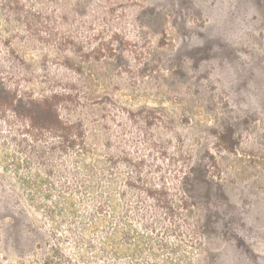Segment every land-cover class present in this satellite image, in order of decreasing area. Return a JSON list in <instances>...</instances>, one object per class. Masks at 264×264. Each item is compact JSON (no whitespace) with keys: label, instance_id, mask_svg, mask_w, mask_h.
Returning <instances> with one entry per match:
<instances>
[{"label":"rangeland","instance_id":"1","mask_svg":"<svg viewBox=\"0 0 264 264\" xmlns=\"http://www.w3.org/2000/svg\"><path fill=\"white\" fill-rule=\"evenodd\" d=\"M53 1L0 0V95L85 93L106 73L84 117L102 203L71 156L55 163L53 201L32 204L27 177L42 166L10 144L8 166H20L0 163V264H36L56 246L76 264H264V0ZM28 7L50 25L47 44L33 41ZM58 39L71 59L50 52ZM101 39L111 58L94 53ZM83 225L78 248L68 231Z\"/></svg>","mask_w":264,"mask_h":264},{"label":"trees","instance_id":"2","mask_svg":"<svg viewBox=\"0 0 264 264\" xmlns=\"http://www.w3.org/2000/svg\"><path fill=\"white\" fill-rule=\"evenodd\" d=\"M9 4H13L14 0H6ZM29 0H27L28 2ZM55 2V0L53 1ZM32 7L27 8V16L32 21L30 29L33 30V41L43 42L42 34H46L49 31L50 25L42 18V13L34 11ZM35 12V13H34ZM34 13V14H33ZM85 26L92 27L93 21H86L83 23ZM108 28V27H107ZM37 36V37H36ZM49 37H52L51 34ZM129 43V41H127ZM126 44V43H124ZM72 47V44L65 42L64 39H58L52 49L49 47L50 52H56L58 57L63 59H71L68 54H71L72 48L66 51V47ZM66 48V49H65ZM64 51V52H63ZM107 41H102L99 44V48L95 54L104 56V58H111L113 52H116ZM125 54L129 57H138V46H132L128 44L125 49ZM106 73L98 76H92L87 92L78 91L74 83H68L64 88H57L48 86L47 89H41L40 92L34 93L35 91L28 89L27 98L21 96L20 100L15 99L18 92L13 90L5 89L4 95H0V163L6 164L3 167L4 170L14 169L19 170V164L13 163L12 167L8 164L10 160L5 154V149H8L10 144L22 147L27 144V150L33 159L38 161V165H41V169L38 173L32 175V178L27 177V198L32 204L38 203H49L53 201V192L55 186L53 183V177L59 173L60 169L58 165H55L58 161H63L64 157L74 156L76 162V168L72 176L79 182L84 184L86 195H93L96 202L99 200L100 192L96 193L100 188L102 192V186H97V170L100 160L98 159V151L92 146L89 141L88 125H85L84 117L90 115L95 106L99 105L101 96L96 93L99 88H103L106 85ZM24 107V110H20ZM26 108V109H25ZM86 113H82V111ZM130 116V112H127ZM150 118V117H149ZM147 118V120H150ZM132 121L136 125H140L137 118H133ZM148 122V121H147ZM149 124V123H148ZM39 147L43 148L40 149ZM60 159V160H59ZM95 160L96 164L88 165V160ZM62 160V161H61ZM15 162V160H13ZM31 159H27V171L31 173ZM62 171H66L68 167L61 165ZM43 171V172H42ZM104 178L105 174H101ZM82 179V180H81ZM81 180V181H80ZM85 182V183H84ZM32 186V187H31ZM32 189H29V188ZM42 187L44 192L41 191ZM64 194L66 191L69 194H74L77 190L64 184ZM75 189V190H74ZM102 199V197H100ZM63 202H66L69 207V214L73 219H77L78 212L75 207L70 203L68 194L63 196ZM60 201L57 202V204ZM64 204V203H63ZM57 207H60L58 205ZM49 218H54V212L45 211ZM76 225V224H73ZM91 228H96V219L93 220ZM72 228V227H71ZM88 226L78 227V232L75 233L72 229H69V234H74L76 247L80 248L78 243L79 236H83L88 232ZM109 240V239H107ZM62 246V245H61ZM105 246V245H104ZM90 248H94L93 244H89ZM78 254H81L78 251ZM36 264H76L71 258L64 254L61 247H51L50 254L45 256L42 261H38Z\"/></svg>","mask_w":264,"mask_h":264}]
</instances>
